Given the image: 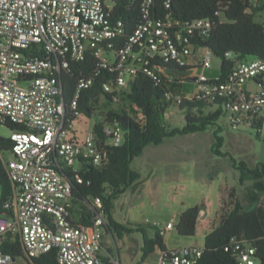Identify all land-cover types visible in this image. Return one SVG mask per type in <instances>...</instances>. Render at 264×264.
<instances>
[{
    "label": "built area",
    "instance_id": "1",
    "mask_svg": "<svg viewBox=\"0 0 264 264\" xmlns=\"http://www.w3.org/2000/svg\"><path fill=\"white\" fill-rule=\"evenodd\" d=\"M171 2L165 0L167 9ZM151 5L152 0L143 1V22L126 36L120 22L116 26L109 21L112 5L108 0H0V126L11 123L26 129L11 132L12 157L5 160L1 155L14 191L4 205L6 212L0 211V264L24 263L2 251L7 236L19 238L29 260L56 250L58 264H103V201L93 200L95 217L90 225H73L72 183L61 172L80 167L82 161L99 165L106 156L92 128L76 126L82 116L76 112L82 92L92 80L79 82L69 104L63 97L59 73L68 70L71 62L84 61L87 54L94 56L98 71L116 74L113 82L104 85L106 92H115L129 90L138 73L159 82L153 65L169 59L183 68H196L198 92L193 96L199 100L230 98L226 108L231 127L252 128V121L264 120V88L256 81L264 73V62H239L227 83H214L218 77L211 79L206 74L212 69V52L183 45L178 23L152 18ZM188 26V32L205 33L211 27L203 20ZM42 50L48 57H37ZM250 82L260 89L250 91ZM177 89L178 93L167 95L181 103L188 96L183 87ZM68 108L75 117H67ZM104 134L109 139L106 145L118 146L124 140L117 125L105 126ZM74 180L84 184L79 176ZM156 227L163 237L175 224ZM237 249L240 264H260L254 248L238 245ZM203 252L201 246L179 248L162 253L158 264H197Z\"/></svg>",
    "mask_w": 264,
    "mask_h": 264
},
{
    "label": "trees",
    "instance_id": "2",
    "mask_svg": "<svg viewBox=\"0 0 264 264\" xmlns=\"http://www.w3.org/2000/svg\"><path fill=\"white\" fill-rule=\"evenodd\" d=\"M108 1L112 5L109 21L116 26L120 22L125 35L130 36L143 22L141 5L144 0ZM251 1L172 0L171 7L167 9L165 0H152L149 13L154 19L178 23V28L183 31V45H193L197 49L207 48L220 59L219 76L214 83L224 84L229 81L239 62L253 59L264 62V23L255 20V17L264 11V0H260L256 5ZM199 20L210 23L209 31L205 33L193 29L188 32V25ZM37 57L48 56L42 50ZM97 65L96 58L87 54L84 61L71 62L68 70L59 73L66 104H69L82 79L92 80V84L82 92L76 111L78 114L92 119L101 101L107 110L105 120L92 126V131L106 152L101 163L95 166L89 161H82L81 166L76 169H61L72 183L73 204L80 205L82 209L77 213L79 222H76L73 208L70 207L71 223L77 226L90 225L95 217L93 200L100 198L106 217L105 234H110L114 240L135 233L142 234V262L157 250L159 256L167 253L164 238L159 234L157 227L154 229V236L149 237L145 227H130L131 225L117 222L113 218L115 201L127 191L136 192L144 183L140 173L132 168V163L142 156L148 146H159L168 138L206 132L209 128L216 127L213 133L212 154L229 160L231 167L240 174L239 185L244 186L251 182V186L247 189L246 205L236 199L230 211L222 212L217 226L204 239V252L197 264H240L238 245L254 248V258L264 264V164L260 163L252 168L246 162L238 161L223 151L225 139L221 135L223 129L218 125V121L230 114L226 108L230 98L222 95L214 101H208L199 100L196 95L179 103L169 97V92L178 93L177 88L183 87L182 82L192 81L196 71L195 67L183 68L169 59L153 65L160 78L159 82L138 73L129 90L106 92L104 85L113 82L116 74L108 70L98 71ZM170 78L173 83H170ZM263 79L264 73L256 80L262 88ZM171 107H178L184 112L185 125L182 128H171L167 124L166 111ZM67 117H75L69 108ZM107 125H117L124 132V140L120 145H106L109 139L104 134V127ZM3 126L10 132L26 130L11 123ZM263 127V119L252 121V129L258 138L261 137ZM11 150L10 137H0V211L3 213L6 212L4 205L11 200L14 190L2 164L1 155ZM78 176L84 179V184H78L74 180ZM231 196H234V191ZM202 207L203 205L190 207L180 214L175 229L181 237L196 236ZM1 249L16 259H23V264H58L56 250L39 258L26 259L18 237L7 236ZM103 264L111 263L104 259Z\"/></svg>",
    "mask_w": 264,
    "mask_h": 264
},
{
    "label": "rangeland",
    "instance_id": "3",
    "mask_svg": "<svg viewBox=\"0 0 264 264\" xmlns=\"http://www.w3.org/2000/svg\"><path fill=\"white\" fill-rule=\"evenodd\" d=\"M255 20L264 23V11L258 14ZM204 52V50L200 51V54ZM220 64V59L213 55L211 62L212 69L206 72L209 78L215 79L219 76ZM254 88L255 86L251 85L249 89ZM182 90L185 95L192 97L198 92V86L196 82L189 81L184 83ZM106 113L107 110L103 106V101H101L96 108L94 117L89 119L86 116H81L80 122L76 126L78 129L88 128L91 131L95 123L105 120ZM229 121L230 115L218 121V125L223 129L221 135L225 139L223 151L229 153L238 161L246 162L252 168L257 165V162L264 163V127L261 137L258 138L253 129L244 126L233 128ZM166 122L171 128H182L185 125L184 112L178 107H171L166 111ZM215 128L211 127L206 132L192 135L168 138L159 146L150 145L144 150V155L134 161L133 168L136 171L142 172L145 178L150 175L151 177L146 185V179H142L144 183L141 185V190L145 186V192L142 191L141 193L134 194L132 191H127L122 196L123 199H126L127 204H131V215L129 218H131L133 226L145 227L150 235H153L156 226L165 227L168 222L177 224L180 213L187 208L199 205L203 198H206L207 203L210 202L212 209H214L216 195L213 193H215L216 189H221V203L223 205L221 213L230 211L232 203L236 199L245 205L247 204L246 193L248 187L251 186V182H248L244 186L239 185L232 178L234 172L230 170L232 167L229 160L227 158L216 157L212 154L211 147L214 143L213 133ZM10 136L11 132L6 127L0 126V137L9 138ZM171 152L175 154L171 155ZM158 156L161 157L155 159ZM11 157V152L3 153L5 160ZM176 159L178 160V164ZM180 161L183 162V173L179 171L178 174L183 177L182 182L172 180V178H175L176 164L178 170L181 167ZM157 162L160 163L157 164ZM171 169H173V172H170ZM220 173L223 176L226 175L227 178L224 179L227 180L226 183L222 180L223 178L218 181L216 180ZM235 183L236 186L234 188L232 186ZM175 186H178V189ZM233 191L234 196H231ZM204 233L203 229H199L194 238H181L177 230L174 229L171 232H167L164 239L170 250L190 241L193 244L201 246L205 239ZM103 237L104 245L111 248L113 255L117 258L115 244L121 247V241L118 238L114 240L110 234H104ZM137 239L141 240V234L135 233L133 237L130 235L125 236L124 243L128 247L135 248V240ZM19 264L23 263L20 262Z\"/></svg>",
    "mask_w": 264,
    "mask_h": 264
},
{
    "label": "crops",
    "instance_id": "4",
    "mask_svg": "<svg viewBox=\"0 0 264 264\" xmlns=\"http://www.w3.org/2000/svg\"><path fill=\"white\" fill-rule=\"evenodd\" d=\"M251 85L255 86L254 89H249L252 92H256V91H258L260 89V87L258 86V84L256 82H250L248 84V88H250ZM244 127L251 128V127H248V126H244ZM159 154H161V153H159ZM170 154L174 155L175 153L171 152ZM143 155H144V153L142 154V156ZM142 156H140L139 158H141ZM160 157L161 156L155 157V159H157V158L159 159ZM134 161L132 163V168H133ZM177 161L178 160L176 159V162ZM159 163L160 162H157V164H159ZM179 163L181 164V167H179L180 169L178 170V166H177L178 162H177L176 168H175V178H172V180H177V181L179 180V181L182 182L183 181V177L180 174H178V172L180 171V173H183V167H182L183 162L180 161ZM259 163L264 164L263 162H257V164H259ZM171 164H172V162H171ZM194 164L198 165L197 163H194ZM172 170L173 169H171L170 172H173ZM230 170H232L234 172V174H232V178L239 184L238 179H239L240 174L236 170H234L233 168H230ZM137 172L140 173L142 179L144 178V179L147 180V181L145 180V185H146L148 183L151 175L147 176V178H145V176L142 174V172H139V171H137ZM235 172H237V173H235ZM219 176H223L222 173H220ZM219 176L216 178L217 181L222 179V178H223L222 180L227 178L226 175L223 176V177H219ZM226 182H227V180H224V183H226ZM235 186H236V183H235V185L233 184L232 187L235 188ZM175 188L178 189V186H175ZM180 188H182V187L180 186ZM142 191L143 192L146 191V187L145 186H143V190H141V186H140V188H138L136 190V192H134V194L135 193H141ZM213 194L216 195V201L214 203V207H215L214 209H212V205H211L210 202L207 203V199L206 198H203L202 202L199 204V205H203V202L205 203L203 205V207H202L201 212H200L198 226H197V232H198L199 229H203L205 231V233H204L205 237L214 230V228L217 226V223H218V220H219L220 216L222 215L221 211H222L223 205L221 203V189L220 190L216 189L215 193H213ZM124 195L125 194H123L122 196H124ZM122 196L115 201V207H114V210H113V218L117 222H119V223H121L123 225H131L130 227H135V226L132 225V222H131L132 220H130L131 218H129L130 215H131L130 214L131 204L130 203L127 204L126 201H125L126 199H123ZM71 206L73 208L74 218H75L76 222H79V218L77 216V213L82 211V209H81L80 205L73 204L72 200H71ZM121 213L122 214L124 213V214L122 215ZM168 223H170V222H168ZM169 232H171V231H169ZM138 234H140V233H138ZM133 235H135V234H133ZM133 235H130V236L133 237ZM196 235H197V233H196ZM148 236L149 237H153L154 234L150 235V233L148 232ZM124 238L125 237H123L122 239L118 238V240L121 241V243H122L121 247L118 246L117 244H115L116 253H117V256H118L117 258L118 259L113 255V250L111 248H108V247H106L104 245L103 239H102V246H103L102 255H103L104 259L109 260L112 264H140L142 262V257H143V245H144L143 235L141 234V240H138V239L135 240L136 241V247L135 248H133V247L131 248V247L126 246L125 243H124ZM163 238H164V236H163ZM191 238H194V237H191ZM164 241H165V239H164ZM165 246H166V249L168 251H173V250H176V249H179V248H183V247L198 246V245L197 244H193L190 241L189 243H186V244H184L182 246H179V247L171 249V250L166 245V242H165ZM203 246H204V241H203V244L201 245V247H203ZM158 261H159V251L157 250L154 254L150 255L141 264H158Z\"/></svg>",
    "mask_w": 264,
    "mask_h": 264
},
{
    "label": "water",
    "instance_id": "5",
    "mask_svg": "<svg viewBox=\"0 0 264 264\" xmlns=\"http://www.w3.org/2000/svg\"><path fill=\"white\" fill-rule=\"evenodd\" d=\"M197 80V77H194L193 79H192V81H196Z\"/></svg>",
    "mask_w": 264,
    "mask_h": 264
}]
</instances>
